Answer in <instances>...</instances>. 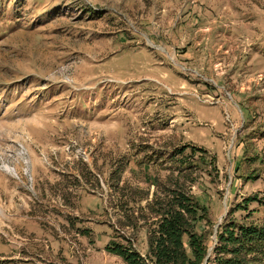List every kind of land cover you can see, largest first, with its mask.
<instances>
[{
	"label": "rangeland",
	"instance_id": "1",
	"mask_svg": "<svg viewBox=\"0 0 264 264\" xmlns=\"http://www.w3.org/2000/svg\"><path fill=\"white\" fill-rule=\"evenodd\" d=\"M177 185L264 226V0H0V264L146 258Z\"/></svg>",
	"mask_w": 264,
	"mask_h": 264
},
{
	"label": "trees",
	"instance_id": "2",
	"mask_svg": "<svg viewBox=\"0 0 264 264\" xmlns=\"http://www.w3.org/2000/svg\"><path fill=\"white\" fill-rule=\"evenodd\" d=\"M2 20L7 21L5 17ZM201 157L206 162L205 157L208 156ZM208 158L213 160L212 157ZM190 161L185 166L187 168L179 172L180 175L183 176L184 172L195 166L192 158ZM210 165L217 169L213 161ZM177 188L173 191L175 201L171 204L155 200L148 206L156 213V224L148 230L146 258L114 238H110L106 251L120 257V264H264V226L247 220L238 222L234 218L227 219L220 227L217 247L209 256V235L206 230L201 233L197 231L198 222L205 220L204 214L208 210L198 200L189 197L181 185H177ZM255 201H259L258 198H248L234 207L231 213L242 208L246 210L245 204L250 205ZM248 216L251 217V214Z\"/></svg>",
	"mask_w": 264,
	"mask_h": 264
},
{
	"label": "crops",
	"instance_id": "3",
	"mask_svg": "<svg viewBox=\"0 0 264 264\" xmlns=\"http://www.w3.org/2000/svg\"><path fill=\"white\" fill-rule=\"evenodd\" d=\"M254 134H256V133H254ZM248 137V136H247ZM262 138H260V136H258L257 134L256 135H253V136H249V139H245V140H243L242 142H241V145H239V153H238V156L236 157V160H235V164L237 163L238 164V162H240L242 159H241V157H242V154L244 153V151L246 150V148H247V143L245 142L246 140H248L249 141V143L250 144H252L253 146H252V149L254 148V149H256L255 148V144L256 143H258V142H260V140H261ZM255 143V144H254ZM248 162H249V164L251 163L250 162V160L248 159ZM238 173H240L239 171H238ZM109 242H110V237H106L105 238V240H103V241H101V242H98L97 244H96V247H98L99 246V252H98V250H97V248H96V250H94V252H98L96 255H98V256H96L97 258H93L92 259V261H91V264H102V261H104V264H120V261L119 260H114V262H112V259H111V257L112 256H114V255H111L110 253H108L107 251H106V247H107V245L109 244ZM95 246V245H94ZM101 256L103 257V258H101ZM99 258V259H98ZM101 258V259H100Z\"/></svg>",
	"mask_w": 264,
	"mask_h": 264
},
{
	"label": "built area",
	"instance_id": "4",
	"mask_svg": "<svg viewBox=\"0 0 264 264\" xmlns=\"http://www.w3.org/2000/svg\"><path fill=\"white\" fill-rule=\"evenodd\" d=\"M142 257L144 258L145 256H144V255H142Z\"/></svg>",
	"mask_w": 264,
	"mask_h": 264
}]
</instances>
